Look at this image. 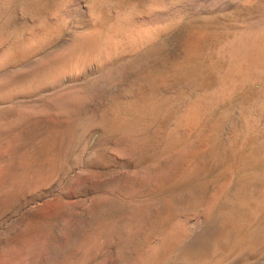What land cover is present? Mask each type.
<instances>
[{
    "label": "rangeland",
    "instance_id": "374dc122",
    "mask_svg": "<svg viewBox=\"0 0 264 264\" xmlns=\"http://www.w3.org/2000/svg\"><path fill=\"white\" fill-rule=\"evenodd\" d=\"M79 1L0 0V169L19 181L0 213V264H264V205L248 191L264 188V155L248 159L264 122L233 148L213 131L252 92L179 126L193 81L215 83L207 49L237 14L182 18L99 69L23 85L45 57L69 50L49 67L68 62L82 35L113 22L114 5Z\"/></svg>",
    "mask_w": 264,
    "mask_h": 264
},
{
    "label": "bare ground",
    "instance_id": "6f19581e",
    "mask_svg": "<svg viewBox=\"0 0 264 264\" xmlns=\"http://www.w3.org/2000/svg\"><path fill=\"white\" fill-rule=\"evenodd\" d=\"M139 1L142 4L141 8L138 7L137 5L139 3L135 4V3L128 2V4H122L121 0H104L103 2H107L108 4H110V7L111 5H114L115 7V17H114L113 22L110 23L109 25H97L95 26L96 28L94 27L95 29L89 32L85 30L87 33L82 35L83 41L82 43H80L81 44L80 50L82 51L78 52L77 50V53H73L74 55L70 56V58L68 59L69 61L66 63L64 61V63H58L54 65L53 67H49L51 63L60 60L59 58L60 52L54 58H53V55L55 54H53L52 59H50L51 57L50 58L48 57L50 60H46L47 57H45L46 58L45 59L43 56L44 59L43 58L42 59L44 61L41 59L42 64L40 65L38 63V65H40L39 69L41 68L42 69L45 68V69H43V71L41 70L40 72H38L37 75H34L31 78H29V80L26 81L23 85H27L30 83L32 86V83L30 81L32 79L33 80L36 79V81L42 80L41 83L45 82V84L52 83L59 78L62 79V77H64L65 75L68 76L67 74L69 73L73 74L75 73V71L80 72L81 69L89 67V66L90 67L94 66L99 69L100 67L106 64V61L110 56L118 54L119 52H122V50H125V49L133 50L135 48H139L141 46H145L151 43L153 40L159 37V35H161L166 29H168L172 24L174 25L177 21H180L182 18L184 19L189 16H196V17L200 16L204 19L206 18L207 20H212L214 17L218 15H228L231 13H236L237 15L235 19L233 20L224 19L222 21L221 28H219L220 30L218 32H215L214 36L212 35L213 36L212 41H211L212 45L209 47V49H207L208 50L207 52L208 69L213 75V77L215 78V83L210 84V85L208 84L203 85L199 81L198 82L193 81V102H191L190 105H188L185 111L183 110V114L181 115L179 119V123H180L179 126H182L187 130L192 127L194 128L197 124H199V122L204 117V115H206V113L208 112L212 113V111H214L215 109L223 108L224 106L228 105L233 100L239 99V97H241L243 94L250 91L252 92L251 97L247 100H243L238 105L237 109L231 112L232 115L234 114L235 119H233L232 115H231V118L229 117V119L231 120H227L226 122H225V119H228V118H224V119L222 118V120L217 122V124L215 123L216 126L215 127L213 126L214 127L213 131L215 132L216 137L217 135L221 136L219 135L221 133L224 136L225 142L227 143L226 145L232 148L236 146L237 144H240L241 142H243L246 136H249L251 134L253 135V132H255L256 129L259 128V126L264 122V0H139ZM79 2H80L79 0H74L72 4L71 3L68 4L64 2L60 6V8H58V10L60 11L65 10V9L68 10L71 6H73L74 8V6H79L80 4ZM253 6H256L257 9H254V10L251 9V7ZM60 17L62 16H59V18ZM49 28H47V30ZM40 31L42 32V30ZM41 32L40 34H42ZM11 33L13 34V32ZM4 36H7V35H4ZM1 38H2V34H1ZM33 38H34V35H33ZM201 38H204V36L202 35ZM15 39H18V37H16ZM30 42H31V39H30ZM74 42L75 41H73L72 43L74 44ZM16 43H15V47H17ZM2 44L4 43H1V45ZM20 44L21 42L18 45ZM76 44L77 45L79 44L78 41ZM11 45L9 44V48L11 47ZM6 47L7 46H5V48ZM14 49H17V48H14ZM65 49H68V46ZM11 52L12 51H10V53ZM62 52L66 54V52L71 53L72 51L66 50V52H64L63 50ZM62 52L60 55L63 57ZM10 56H13V54ZM45 61L47 62L45 63ZM20 69L19 70L17 69L18 70L17 72H20ZM23 70L21 69V72L23 71L24 73L28 69L26 70L23 69ZM29 71L34 72L32 69H30ZM148 71L150 73L151 69L148 68ZM17 72L15 74H17ZM29 74L30 73L28 72V75ZM8 80H9V77H8ZM34 81L32 82L35 83ZM37 83L39 84V82H36L35 85H37ZM189 86L192 87L191 84ZM23 87L24 86H20V85L18 87L15 86V89H12V92L10 91L9 93L12 94L18 90H21V89L24 90ZM38 112H36V114ZM40 113L41 112H39V114ZM118 114L119 113L116 109L114 116H117ZM227 114L229 115V113ZM121 115H123V113ZM18 116H20V118L17 117L14 120L15 124H20L23 122L22 113L21 115H18ZM37 116L42 118L41 114L40 115L37 114ZM61 116L63 118V115ZM55 119L53 116V120ZM28 120L31 121L30 119ZM0 129L2 130L1 127ZM3 133L4 131H2V134ZM228 133H229V137L227 136ZM219 138L220 137H218V139ZM216 139L217 138H215V140ZM53 140L55 141V139ZM40 143L42 144V141H40ZM214 146H217V145H214ZM0 147L2 148L3 146H0ZM249 151H251V152H248L249 154H251V156L248 157V159L250 158L251 162L252 160L255 162L254 159L256 157L258 158L259 155H264V144L262 145V144L254 142L253 146L251 147ZM3 154H4V151H3ZM21 160L23 161V159ZM24 163H25V160H24ZM259 174L262 176V178L264 177V168ZM9 176L10 175H8V173H6L5 170L0 169V213H1V210H3L7 206V204L9 203L12 197V194L15 191V187L17 185L15 184V182L16 183L19 182V181H13L12 179H10L11 177ZM257 177H258V173H257L256 178ZM244 184L246 183L244 182ZM253 184H254L253 182L252 184L249 183L248 185L249 187L247 186L249 188L248 191H250L251 197H253L252 199L254 200V204L260 207L264 205V188H259L257 187V185H253ZM16 198H18V196Z\"/></svg>",
    "mask_w": 264,
    "mask_h": 264
}]
</instances>
